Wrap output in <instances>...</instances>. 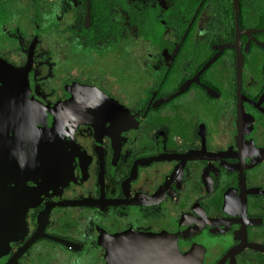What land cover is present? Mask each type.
I'll return each instance as SVG.
<instances>
[{
	"label": "flooded vegetation",
	"instance_id": "obj_1",
	"mask_svg": "<svg viewBox=\"0 0 264 264\" xmlns=\"http://www.w3.org/2000/svg\"><path fill=\"white\" fill-rule=\"evenodd\" d=\"M237 3L0 0V264H264V0Z\"/></svg>",
	"mask_w": 264,
	"mask_h": 264
},
{
	"label": "water",
	"instance_id": "obj_2",
	"mask_svg": "<svg viewBox=\"0 0 264 264\" xmlns=\"http://www.w3.org/2000/svg\"><path fill=\"white\" fill-rule=\"evenodd\" d=\"M233 3H234V10H235V15H237L238 14V7H237V0H233ZM81 204H83V202H67V203H61L60 205H81ZM32 241V240H31ZM239 248L237 247V250H238ZM236 250V251H237ZM234 251V250H233Z\"/></svg>",
	"mask_w": 264,
	"mask_h": 264
},
{
	"label": "rangeland",
	"instance_id": "obj_3",
	"mask_svg": "<svg viewBox=\"0 0 264 264\" xmlns=\"http://www.w3.org/2000/svg\"><path fill=\"white\" fill-rule=\"evenodd\" d=\"M0 48H2L1 44H0ZM3 54V53H2ZM5 54V53H4Z\"/></svg>",
	"mask_w": 264,
	"mask_h": 264
}]
</instances>
